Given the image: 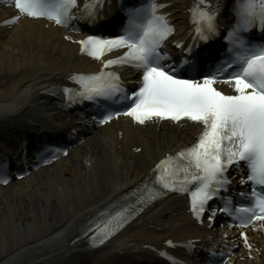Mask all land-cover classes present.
<instances>
[{
  "label": "bare ground",
  "instance_id": "obj_1",
  "mask_svg": "<svg viewBox=\"0 0 264 264\" xmlns=\"http://www.w3.org/2000/svg\"><path fill=\"white\" fill-rule=\"evenodd\" d=\"M176 3L172 14L178 26L188 1ZM10 9L0 12V21L11 15ZM69 34L27 18L0 26V150H8V135L27 121L60 120L45 88L69 71L98 68L96 61L78 54ZM198 130L194 125L111 122L66 157L0 187V264H139L167 238L217 237V229L193 224L183 200L167 196L97 249L74 239L89 213L133 185L165 153L191 142ZM242 253L244 258L233 264H264V236Z\"/></svg>",
  "mask_w": 264,
  "mask_h": 264
},
{
  "label": "snow or ice",
  "instance_id": "obj_2",
  "mask_svg": "<svg viewBox=\"0 0 264 264\" xmlns=\"http://www.w3.org/2000/svg\"><path fill=\"white\" fill-rule=\"evenodd\" d=\"M78 0H15V8L29 17H45L57 24L72 26L75 17L71 9ZM206 3V0H200ZM164 5L152 0L151 14L141 20V9L130 15L129 25L123 34L115 38L103 39L89 35L80 41L81 52L99 59L105 51L126 48L121 56L104 61L99 73L76 74L80 84V95L89 101L103 99L112 103L129 104L124 114L131 116L140 124L153 117L180 121L188 119L203 125L196 141L174 154L159 161L153 170L154 180L145 181L138 203L154 199L163 190L187 192L190 196L192 214L199 219L206 211L208 202L226 191L231 183L227 176L232 166L240 167L244 162L247 175L241 176V183L252 182L264 188V44H254L242 33L249 31L256 23L264 30V0H236L234 14L236 23L227 31L228 43L226 58L217 63L214 70L204 74L199 80L185 78L184 73L196 71L193 45L184 49L186 55L180 63L168 64L170 56L162 51L165 38L174 29L169 25L166 14L157 15L156 10ZM89 16L95 14L93 0H85L81 8ZM193 13L197 36L207 41L216 33L215 11L199 8L189 10ZM74 27V26H72ZM78 30V29H75ZM181 45L178 43L177 47ZM114 64H129L142 73L137 90L127 92L118 74L104 69ZM218 80L230 83L234 94H224L214 85ZM66 97L71 92L63 89ZM110 107V105H109ZM113 114H106L99 121L111 120ZM139 150V149H137ZM0 180L7 183L0 168ZM179 185V187H178ZM254 203L250 206L233 207L229 199H224V207L219 211L234 215L247 227L252 221L264 220V194L256 195L253 188ZM119 210L110 212L101 224H92L89 231L100 243L108 235L122 227L128 216L137 209L135 205L118 206ZM216 209L208 216L212 221ZM241 213L250 215L240 216ZM245 245L251 243L245 232L240 233ZM171 241L168 244L171 245ZM161 255L167 256L166 252Z\"/></svg>",
  "mask_w": 264,
  "mask_h": 264
}]
</instances>
